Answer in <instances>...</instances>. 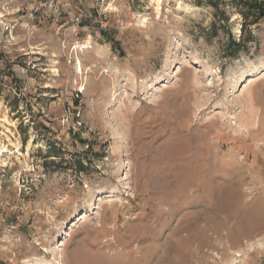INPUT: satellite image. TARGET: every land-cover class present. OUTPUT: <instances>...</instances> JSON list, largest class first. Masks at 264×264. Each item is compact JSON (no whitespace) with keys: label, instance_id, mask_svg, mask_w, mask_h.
Segmentation results:
<instances>
[{"label":"rangeland","instance_id":"obj_1","mask_svg":"<svg viewBox=\"0 0 264 264\" xmlns=\"http://www.w3.org/2000/svg\"><path fill=\"white\" fill-rule=\"evenodd\" d=\"M205 1L0 0V264H264V15Z\"/></svg>","mask_w":264,"mask_h":264},{"label":"trees","instance_id":"obj_2","mask_svg":"<svg viewBox=\"0 0 264 264\" xmlns=\"http://www.w3.org/2000/svg\"><path fill=\"white\" fill-rule=\"evenodd\" d=\"M206 4L217 9L218 4L212 0H206ZM241 9L239 11L242 17V30L248 28L250 25L255 24L264 15V0H239ZM248 40L235 41L232 37L226 47V53L229 56H235L241 47L245 46ZM117 43L113 42L115 46ZM117 46V45H116ZM120 52V49H117Z\"/></svg>","mask_w":264,"mask_h":264},{"label":"bare ground","instance_id":"obj_3","mask_svg":"<svg viewBox=\"0 0 264 264\" xmlns=\"http://www.w3.org/2000/svg\"><path fill=\"white\" fill-rule=\"evenodd\" d=\"M147 257H149V258H150V256H147Z\"/></svg>","mask_w":264,"mask_h":264}]
</instances>
